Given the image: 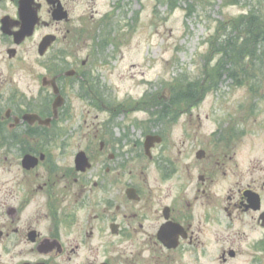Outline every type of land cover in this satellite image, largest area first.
Masks as SVG:
<instances>
[{
  "label": "flooded vegetation",
  "instance_id": "af4514ba",
  "mask_svg": "<svg viewBox=\"0 0 264 264\" xmlns=\"http://www.w3.org/2000/svg\"><path fill=\"white\" fill-rule=\"evenodd\" d=\"M99 1L0 0V264H208V235L214 264H264V134H211L186 179L168 134H60L107 105L92 68L128 0Z\"/></svg>",
  "mask_w": 264,
  "mask_h": 264
},
{
  "label": "rangeland",
  "instance_id": "374dc122",
  "mask_svg": "<svg viewBox=\"0 0 264 264\" xmlns=\"http://www.w3.org/2000/svg\"><path fill=\"white\" fill-rule=\"evenodd\" d=\"M110 6L100 0L97 10L104 13ZM249 11L264 21V0H128L118 37L104 50L108 67L92 68L107 105L98 109L76 101L69 108L72 119L58 124L60 134H130L136 139L139 134H168L174 160L178 151H187L178 163L181 179L187 170L193 178L200 173L195 152L212 143L211 134H225L232 127L239 134H264V63L254 80L252 69L250 76L237 75L238 85L222 76L218 89L207 91L195 105L170 104V121L176 115L177 120L159 122L163 103L157 97L167 98L168 90L175 95L174 85L181 94L196 82L206 89L219 60L216 39L230 33L233 20ZM186 134L191 137L185 140ZM208 236L207 260L214 264L219 246Z\"/></svg>",
  "mask_w": 264,
  "mask_h": 264
},
{
  "label": "trees",
  "instance_id": "16d2710c",
  "mask_svg": "<svg viewBox=\"0 0 264 264\" xmlns=\"http://www.w3.org/2000/svg\"><path fill=\"white\" fill-rule=\"evenodd\" d=\"M230 26V33L222 34V36L220 35L216 39L219 60L215 69H213L214 71L211 72L208 87L204 89L197 82L192 83V88L189 89L188 93L181 94V92H177L178 85H175L173 87L175 92L173 102L164 103L161 101L163 105L159 122H163L165 119H169L170 121V113L168 112L170 104L178 107L181 105V102L193 101L195 105L205 96L207 91L213 90L218 86L222 75L226 74L228 78L237 80V78L240 79L237 75L243 74L244 76H248L249 72L246 68L251 67L255 72L264 63V21L261 19V16L253 11H249L247 14L233 20ZM232 33H234L233 36ZM110 34L111 31H107L105 36L100 37L98 47L101 50L105 49V45L108 44ZM245 60L249 63L248 67ZM221 61H225V63ZM200 91H202V94H200ZM96 107L99 108V106ZM176 120L177 115L172 117L170 122H175Z\"/></svg>",
  "mask_w": 264,
  "mask_h": 264
},
{
  "label": "water",
  "instance_id": "95a60500",
  "mask_svg": "<svg viewBox=\"0 0 264 264\" xmlns=\"http://www.w3.org/2000/svg\"><path fill=\"white\" fill-rule=\"evenodd\" d=\"M58 100H60L59 98H57V100L55 101L54 105H53V108L55 110H57L60 106V104L58 103ZM56 113V112H55ZM154 139L153 138H147V141H153ZM148 144V142H147ZM77 164L82 167L84 165V160H82L81 157H79L78 161H77Z\"/></svg>",
  "mask_w": 264,
  "mask_h": 264
}]
</instances>
